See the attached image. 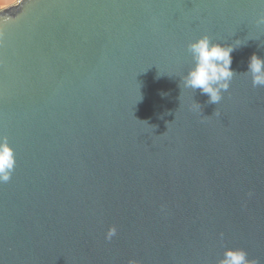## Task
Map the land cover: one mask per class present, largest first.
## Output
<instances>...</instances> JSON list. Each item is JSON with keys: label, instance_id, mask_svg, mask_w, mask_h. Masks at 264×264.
<instances>
[{"label": "water", "instance_id": "1", "mask_svg": "<svg viewBox=\"0 0 264 264\" xmlns=\"http://www.w3.org/2000/svg\"><path fill=\"white\" fill-rule=\"evenodd\" d=\"M261 10L19 0L1 11L0 137L17 164L0 184V264H217L237 249L264 264V89L243 75L252 55L264 60ZM204 35L241 44L219 105L179 87L187 45Z\"/></svg>", "mask_w": 264, "mask_h": 264}, {"label": "clouds", "instance_id": "2", "mask_svg": "<svg viewBox=\"0 0 264 264\" xmlns=\"http://www.w3.org/2000/svg\"><path fill=\"white\" fill-rule=\"evenodd\" d=\"M255 27L264 31V10L258 13ZM240 46L238 43L236 46L222 47L219 43H213L207 35L189 43L186 51L192 59V67L180 77V89L191 90L193 93L199 90L201 95L209 98V104L219 105L224 98L223 93L229 91L233 79L238 75L231 71V54ZM243 75L251 78L254 89H264V60L252 55L248 71ZM194 106L201 110L199 104ZM213 116L219 117V113L215 111ZM16 164L15 152L9 146L8 138L0 137V184L11 182ZM116 235V229L110 228L105 234L106 242L111 243ZM129 264H136V261L130 260ZM217 264H259V261L250 260L245 251L237 249L225 250Z\"/></svg>", "mask_w": 264, "mask_h": 264}, {"label": "crops", "instance_id": "3", "mask_svg": "<svg viewBox=\"0 0 264 264\" xmlns=\"http://www.w3.org/2000/svg\"><path fill=\"white\" fill-rule=\"evenodd\" d=\"M19 0H0V12L17 5Z\"/></svg>", "mask_w": 264, "mask_h": 264}]
</instances>
